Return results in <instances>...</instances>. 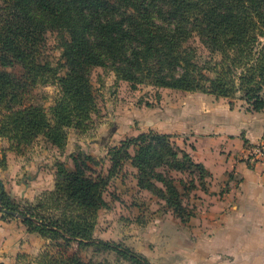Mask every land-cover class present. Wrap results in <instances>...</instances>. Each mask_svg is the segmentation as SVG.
Returning a JSON list of instances; mask_svg holds the SVG:
<instances>
[{
  "label": "trees",
  "instance_id": "1",
  "mask_svg": "<svg viewBox=\"0 0 264 264\" xmlns=\"http://www.w3.org/2000/svg\"><path fill=\"white\" fill-rule=\"evenodd\" d=\"M48 31L60 35L56 65L41 58ZM194 37L207 57L189 44ZM15 65L23 71L20 77L5 70ZM96 66L110 68L116 80L148 79L158 88L212 94L230 104L238 99L248 110L262 111L264 0H1L0 137L14 141L10 147L17 152L39 136L61 150L67 130L84 131L96 110L89 76ZM28 83L56 84L52 104H26ZM169 135L144 131L110 148L107 176L86 173L89 156L74 157V168L57 163L54 188L33 204L20 205L0 183L1 217L19 214L28 231L54 241L31 257L34 264H107L85 260L69 247L74 239L89 244L96 211L107 206L104 191L121 159L138 170V187L157 195L182 223L194 215V206L183 202L170 172L197 173L199 182H191L188 195L198 186L207 189L210 173L178 145L165 144ZM118 252L134 264H150L130 249Z\"/></svg>",
  "mask_w": 264,
  "mask_h": 264
},
{
  "label": "crops",
  "instance_id": "2",
  "mask_svg": "<svg viewBox=\"0 0 264 264\" xmlns=\"http://www.w3.org/2000/svg\"><path fill=\"white\" fill-rule=\"evenodd\" d=\"M193 93L194 100L185 110L165 105L158 109V126L162 127L158 132L181 134L180 148L210 173L207 189L198 186L190 193L194 215L186 236L174 229L177 245L170 263L264 264V164H249L246 159L252 145L264 142V110H248L242 101L230 104L227 98ZM45 158L38 160L27 150L17 152L7 138L0 137V183L16 202L30 201L38 192L51 189L53 176L44 169L51 163L46 165ZM135 187L136 193L143 190ZM163 202L158 199V204ZM166 212L162 220L170 217L174 225H184L172 211ZM180 235L186 238L185 246L179 245ZM44 243L40 235L27 230L22 216L15 213L2 219L0 212V264H23ZM144 256L153 264L150 254Z\"/></svg>",
  "mask_w": 264,
  "mask_h": 264
},
{
  "label": "rangeland",
  "instance_id": "3",
  "mask_svg": "<svg viewBox=\"0 0 264 264\" xmlns=\"http://www.w3.org/2000/svg\"><path fill=\"white\" fill-rule=\"evenodd\" d=\"M189 44L197 46L199 56L207 57L208 52L199 44L197 37L190 39ZM61 50L59 33L48 31L41 50V58L56 65L61 59ZM5 70L18 77L23 73L19 65L6 67ZM89 76L94 86L96 110L87 128L84 131L74 127L69 128L66 143L59 152L47 146L42 136L37 137L29 145L21 146V150H27L30 155L38 157V160H42V156H45L48 159L46 165L51 164L44 169L52 174L53 178L51 189L38 192L32 200L19 202L20 205L33 204L43 192L54 188L56 164L59 162L64 163L68 168H74V157L89 156L91 159H86L89 168L86 173L92 177L97 174L107 176L111 166L108 153L110 148L120 147L129 138L144 131L158 133V128H162L158 126V109L165 105L168 109L185 110L186 107L191 106L196 95L193 92L173 88H158L148 79L133 84L116 80L114 72L108 67L96 66L91 69ZM56 95L57 86L54 83L37 85L28 83L24 90L23 101L26 104L34 103L48 107ZM182 138L181 134L173 133L164 140V143L168 141L174 149ZM11 143L15 146L14 141H9V146ZM154 143L157 144L158 141ZM134 149L135 147L131 145L128 152L133 154ZM130 162L129 159H121L115 175L109 179L104 191V197L108 199L107 206L96 211L89 244L81 245L78 244V239H74L69 252H76L85 260L107 264H134L118 252L130 249L139 255H145V252L150 254L153 264H171V256L175 253L174 246L177 245L174 235L176 231H180L186 236L190 224L187 222L176 226L168 216L166 221L164 218L161 219L169 208L164 202L158 204V196L147 189L136 193L138 170ZM158 169L162 170V167ZM188 172V170L171 171L170 175L175 179L174 185L183 202L191 206L193 200L191 194H186V188L192 181L199 182V180L197 173L193 175ZM145 181L153 182V178L146 176ZM155 183L159 185L158 181ZM167 195L171 196L168 192ZM43 239L45 243L42 249L54 243L46 238ZM102 242L107 245L103 246ZM183 243L185 246L186 238L180 235L179 245ZM38 253H29L30 255L22 263L34 264L31 257Z\"/></svg>",
  "mask_w": 264,
  "mask_h": 264
},
{
  "label": "built area",
  "instance_id": "4",
  "mask_svg": "<svg viewBox=\"0 0 264 264\" xmlns=\"http://www.w3.org/2000/svg\"><path fill=\"white\" fill-rule=\"evenodd\" d=\"M246 159L249 164L258 162L264 164V142L252 145L248 150Z\"/></svg>",
  "mask_w": 264,
  "mask_h": 264
}]
</instances>
